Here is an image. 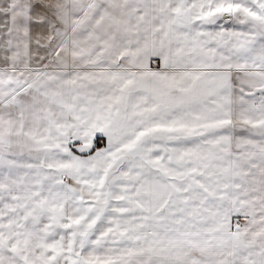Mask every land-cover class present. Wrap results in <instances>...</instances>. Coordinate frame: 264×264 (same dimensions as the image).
<instances>
[{
  "label": "snow or ice",
  "instance_id": "snow-or-ice-1",
  "mask_svg": "<svg viewBox=\"0 0 264 264\" xmlns=\"http://www.w3.org/2000/svg\"><path fill=\"white\" fill-rule=\"evenodd\" d=\"M0 264H264V0H0Z\"/></svg>",
  "mask_w": 264,
  "mask_h": 264
}]
</instances>
